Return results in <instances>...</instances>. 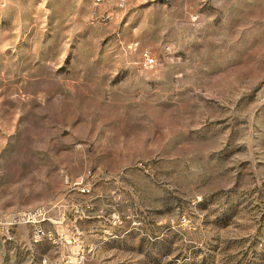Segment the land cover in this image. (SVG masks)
Here are the masks:
<instances>
[{
	"label": "rangeland",
	"instance_id": "obj_1",
	"mask_svg": "<svg viewBox=\"0 0 264 264\" xmlns=\"http://www.w3.org/2000/svg\"><path fill=\"white\" fill-rule=\"evenodd\" d=\"M1 2L0 264H264V0Z\"/></svg>",
	"mask_w": 264,
	"mask_h": 264
},
{
	"label": "built area",
	"instance_id": "obj_2",
	"mask_svg": "<svg viewBox=\"0 0 264 264\" xmlns=\"http://www.w3.org/2000/svg\"><path fill=\"white\" fill-rule=\"evenodd\" d=\"M93 2L96 5L106 3L107 0H93ZM3 6H6L8 4V0H3L1 2ZM128 6V0H116V7H112L111 9H107L102 14L103 19L105 20H111L114 18L115 13H118L119 11H123ZM193 18V17H192ZM168 52H171V46H167ZM141 63L142 66L145 69H154L157 65L156 57L153 56L151 51L149 50H143L141 53ZM73 184L78 188L79 192L81 193H87L90 191V188L85 183V179L83 177L77 178ZM41 214H43V217L40 219H35L34 217H31L27 213H18L14 215L13 217H7L6 219H1L0 224L6 226L7 232L9 230L16 226L19 223H28L31 222L34 224V228L32 231V240L36 241L39 240V238H46L49 235H51L43 226L42 222L45 220V211H41ZM86 258L84 254V250H79L74 255H66L60 259H57L53 261V264H85Z\"/></svg>",
	"mask_w": 264,
	"mask_h": 264
},
{
	"label": "bare ground",
	"instance_id": "obj_3",
	"mask_svg": "<svg viewBox=\"0 0 264 264\" xmlns=\"http://www.w3.org/2000/svg\"><path fill=\"white\" fill-rule=\"evenodd\" d=\"M43 239H45V238H39V240H36L35 242H41ZM52 264H53V262H52Z\"/></svg>",
	"mask_w": 264,
	"mask_h": 264
}]
</instances>
